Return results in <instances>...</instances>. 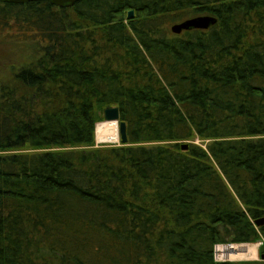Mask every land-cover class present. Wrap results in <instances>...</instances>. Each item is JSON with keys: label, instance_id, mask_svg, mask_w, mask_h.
I'll list each match as a JSON object with an SVG mask.
<instances>
[{"label": "trees", "instance_id": "obj_1", "mask_svg": "<svg viewBox=\"0 0 264 264\" xmlns=\"http://www.w3.org/2000/svg\"><path fill=\"white\" fill-rule=\"evenodd\" d=\"M11 23L39 38L0 77V264H264L215 258L264 253V0H0ZM109 105L126 144L96 145Z\"/></svg>", "mask_w": 264, "mask_h": 264}, {"label": "rangeland", "instance_id": "obj_2", "mask_svg": "<svg viewBox=\"0 0 264 264\" xmlns=\"http://www.w3.org/2000/svg\"><path fill=\"white\" fill-rule=\"evenodd\" d=\"M1 27V24H0ZM28 33V34H27ZM35 38H39L38 34H34L32 31L25 29L24 26L18 25V23H11V25H3L0 28V77L7 78L11 75L12 68L23 64L25 61L30 60L32 57L36 56L34 52ZM100 123V122H98ZM97 123V124H98ZM120 136V134H119ZM196 143L203 144L202 140L196 139ZM96 145H120L121 140L115 143H100L96 138ZM204 145V144H203ZM226 246H231V244H223ZM245 248L247 245L254 244H237ZM257 255L254 257L245 258H230L229 256L222 257V252L220 250H215L220 260H232V261H242V260H259L261 259L260 244L256 243Z\"/></svg>", "mask_w": 264, "mask_h": 264}, {"label": "water", "instance_id": "obj_3", "mask_svg": "<svg viewBox=\"0 0 264 264\" xmlns=\"http://www.w3.org/2000/svg\"><path fill=\"white\" fill-rule=\"evenodd\" d=\"M3 2L16 3V4H24L31 1H44V0H1ZM52 4L59 7H68L74 5L76 2L81 0H47ZM134 9H130L128 11V18L134 17ZM217 22V18L212 15H197L193 17H189L180 22L174 23L171 26V30L173 33L179 34L184 30L189 29H208L213 24ZM103 117L106 121H118L119 122V134L120 140L122 144H126L129 141L128 133H127V123L124 120H121L120 108L117 105H109L103 109ZM97 126V125H96ZM183 149L188 148V144L184 143L182 145ZM258 226L264 224V217L259 218L255 221ZM230 249H233L232 246ZM262 258H264V253L261 254Z\"/></svg>", "mask_w": 264, "mask_h": 264}, {"label": "bare ground", "instance_id": "obj_4", "mask_svg": "<svg viewBox=\"0 0 264 264\" xmlns=\"http://www.w3.org/2000/svg\"><path fill=\"white\" fill-rule=\"evenodd\" d=\"M96 138L100 143L118 142L120 139L119 122L104 120L98 123L96 126ZM231 246L233 249H230ZM231 246L224 249L225 256H229L230 258H251L257 255L256 243L254 245H247L245 248L237 244H233Z\"/></svg>", "mask_w": 264, "mask_h": 264}, {"label": "built area", "instance_id": "obj_5", "mask_svg": "<svg viewBox=\"0 0 264 264\" xmlns=\"http://www.w3.org/2000/svg\"><path fill=\"white\" fill-rule=\"evenodd\" d=\"M227 247L228 246H226V245L218 244V245H216L215 250L217 252V250L220 249V251L222 252V257H225V250L224 249ZM215 258H216V260H220V258H218V255L216 253H215Z\"/></svg>", "mask_w": 264, "mask_h": 264}]
</instances>
